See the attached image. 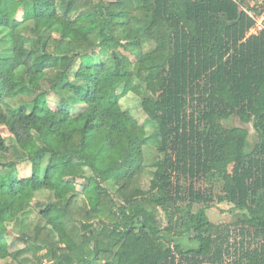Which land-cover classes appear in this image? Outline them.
<instances>
[{
	"label": "trees",
	"instance_id": "obj_1",
	"mask_svg": "<svg viewBox=\"0 0 264 264\" xmlns=\"http://www.w3.org/2000/svg\"><path fill=\"white\" fill-rule=\"evenodd\" d=\"M259 1L0 0V127L19 151L8 158L0 131V222L24 225L39 207L15 239L24 249L11 253L0 230V259L27 249L43 253L32 264H264ZM132 95L155 142L123 106ZM234 119L257 133L251 151ZM215 204L236 222H211Z\"/></svg>",
	"mask_w": 264,
	"mask_h": 264
},
{
	"label": "rangeland",
	"instance_id": "obj_2",
	"mask_svg": "<svg viewBox=\"0 0 264 264\" xmlns=\"http://www.w3.org/2000/svg\"><path fill=\"white\" fill-rule=\"evenodd\" d=\"M263 4V1H259L257 3L258 6L261 7L262 9V14L256 17L257 20V25L255 27V30L257 32L261 31L264 29V6H261ZM255 6V2H251L250 3V7H254ZM244 10H249L248 7L243 6ZM250 14L252 16H255V12L253 11H249ZM21 14L18 15V18H20ZM5 38H6V34L3 33L0 30V55H3L4 51L6 50V48H8L9 46L6 45L5 42ZM130 58H132L131 56H129ZM85 63L87 65H92L94 64V59L93 57H89L85 59ZM134 96H130L129 98H125L122 100L123 106L124 107H131L130 111L131 114L134 116V118L138 121V123L143 126L146 129L147 135L149 137H151V139L153 140L152 142H155L156 138V134H157V127L154 123L150 122V119L147 117V115L144 113V111L142 109H140L139 107H137V104L133 102L134 100ZM56 99L51 96L49 98V105L50 107L55 110L56 109ZM11 105H14V102H10ZM233 125L238 126V127H242L247 129L250 132L249 135V147H248V151H251L254 147V145L258 142V135L257 133L254 131V129L252 128L251 125H244L242 124L238 119H234L232 122ZM0 131L3 135V137L6 139V142L8 144V146L11 149V152L8 156L9 159L15 160L16 157L19 155V151L16 148V144L14 142V139L12 138L11 134L9 133L8 129L1 126L0 127ZM156 156V149L154 147H151L150 145H148L145 148V166L147 167L146 173L144 174V176L142 177L140 183L141 186L144 188H148L150 180L152 178V163L154 161V158ZM19 172L22 176L26 177L28 175H30V165L28 163L26 164H21L19 167ZM83 182L82 180H78L77 182V186L75 188V192L78 191H82L84 190L83 187ZM110 192L112 194H114L115 196H117L116 192L114 190H110ZM48 195L47 194H43L38 196L37 198V202H40L41 200H47L48 201ZM202 206H196L194 209V212H196L198 209H200ZM232 208L231 205L228 204H215L213 205V207L206 209V215L209 218V220L215 224H231L236 222L237 218L235 216H233L232 214H229V210ZM39 216V207H37V205L35 206V204L32 207V215H31V219L29 221H27L26 224L24 225H20V224H9L7 226H5L4 224H2L0 222V230H6L7 234H8V240L9 243L11 244V253L15 254L17 251L22 250L25 248V245L21 244L19 241H16V237L20 236L21 234L24 233H30L32 231V229L34 228V225L36 224V220L37 217ZM43 253H40L39 255H34L33 251H28L27 249L25 250V252L23 253L22 256H20V258H8L6 260H1L0 259V264H32V262L37 261L38 259H40L41 255Z\"/></svg>",
	"mask_w": 264,
	"mask_h": 264
},
{
	"label": "built area",
	"instance_id": "obj_3",
	"mask_svg": "<svg viewBox=\"0 0 264 264\" xmlns=\"http://www.w3.org/2000/svg\"><path fill=\"white\" fill-rule=\"evenodd\" d=\"M258 32L255 30V28L250 32V34H257Z\"/></svg>",
	"mask_w": 264,
	"mask_h": 264
}]
</instances>
